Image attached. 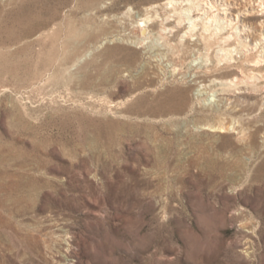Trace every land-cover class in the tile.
<instances>
[{
    "label": "rangeland",
    "instance_id": "obj_1",
    "mask_svg": "<svg viewBox=\"0 0 264 264\" xmlns=\"http://www.w3.org/2000/svg\"><path fill=\"white\" fill-rule=\"evenodd\" d=\"M163 1L0 0V264H264V98L167 77Z\"/></svg>",
    "mask_w": 264,
    "mask_h": 264
},
{
    "label": "bare ground",
    "instance_id": "obj_2",
    "mask_svg": "<svg viewBox=\"0 0 264 264\" xmlns=\"http://www.w3.org/2000/svg\"><path fill=\"white\" fill-rule=\"evenodd\" d=\"M129 12L130 8L123 14ZM132 30L133 43L156 46L157 55H152L158 64L168 61L171 69L167 77L180 74L185 80L193 71L191 79H197L199 69L207 70L211 65L235 69L230 77H214L204 85L210 87L218 105L234 103L236 98L247 94L264 98V85L260 84L264 73L254 71L256 66L264 64V0H164L147 6L132 24ZM190 40L201 41L203 49L196 47L197 41L189 43ZM189 53H193V58L184 70L177 64ZM244 65L251 67L249 71L244 72ZM243 85L246 91H242ZM197 99L203 101L208 97ZM207 127L220 132L234 129V125L225 126L222 122Z\"/></svg>",
    "mask_w": 264,
    "mask_h": 264
}]
</instances>
